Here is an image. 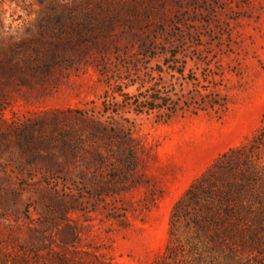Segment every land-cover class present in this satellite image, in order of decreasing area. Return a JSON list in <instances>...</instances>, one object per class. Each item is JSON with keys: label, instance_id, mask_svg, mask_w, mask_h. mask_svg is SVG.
I'll return each instance as SVG.
<instances>
[{"label": "rangeland", "instance_id": "374dc122", "mask_svg": "<svg viewBox=\"0 0 264 264\" xmlns=\"http://www.w3.org/2000/svg\"><path fill=\"white\" fill-rule=\"evenodd\" d=\"M263 124L264 0H0V264L189 263Z\"/></svg>", "mask_w": 264, "mask_h": 264}, {"label": "trees", "instance_id": "16d2710c", "mask_svg": "<svg viewBox=\"0 0 264 264\" xmlns=\"http://www.w3.org/2000/svg\"><path fill=\"white\" fill-rule=\"evenodd\" d=\"M261 152L264 124L248 146L223 156L214 182L190 191L175 207L171 235L184 217L188 225L194 224L196 237H204L202 245L191 240L188 250L180 248L181 257L193 255L187 264H248L255 257L264 264V165L257 158ZM173 253L177 256V250Z\"/></svg>", "mask_w": 264, "mask_h": 264}]
</instances>
